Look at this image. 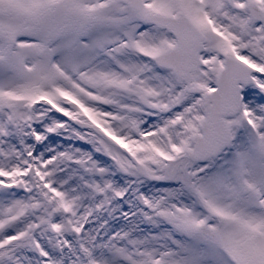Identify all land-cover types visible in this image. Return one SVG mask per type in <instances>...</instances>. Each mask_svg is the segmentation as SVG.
Masks as SVG:
<instances>
[{
	"label": "snow or ice",
	"instance_id": "1",
	"mask_svg": "<svg viewBox=\"0 0 264 264\" xmlns=\"http://www.w3.org/2000/svg\"><path fill=\"white\" fill-rule=\"evenodd\" d=\"M0 264H264V0H0Z\"/></svg>",
	"mask_w": 264,
	"mask_h": 264
}]
</instances>
